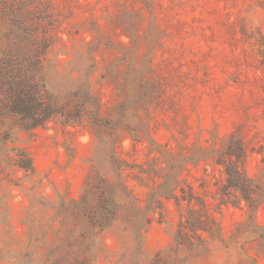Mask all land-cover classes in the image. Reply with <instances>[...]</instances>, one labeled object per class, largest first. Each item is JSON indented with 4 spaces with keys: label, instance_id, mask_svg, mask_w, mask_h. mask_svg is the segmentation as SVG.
<instances>
[{
    "label": "rangeland",
    "instance_id": "obj_1",
    "mask_svg": "<svg viewBox=\"0 0 264 264\" xmlns=\"http://www.w3.org/2000/svg\"><path fill=\"white\" fill-rule=\"evenodd\" d=\"M54 3L64 15L55 49H65L59 58L69 63L59 66L52 86L68 89L70 68L74 76L93 69L94 92L109 122L103 129L50 122L8 133L9 121L0 125V264H53L83 250L95 256L93 264H264V239L250 241V227L241 225L245 209L218 205L215 183L222 173L211 160L182 173L222 231L221 239L195 250L173 240L179 213L171 199L147 224L127 212L130 198H122L126 213L94 237L82 236L68 216L90 168L110 171V142L134 166L123 175L140 205L148 188L134 177L148 176L139 165L159 170L162 150L192 153L197 141L207 146L211 136L232 131L247 149L246 173L264 186V50L252 38L264 34V0ZM2 37L0 24V44ZM93 46L95 65L87 54ZM16 149L30 155L34 173L18 168ZM256 220L264 224V203Z\"/></svg>",
    "mask_w": 264,
    "mask_h": 264
},
{
    "label": "trees",
    "instance_id": "obj_2",
    "mask_svg": "<svg viewBox=\"0 0 264 264\" xmlns=\"http://www.w3.org/2000/svg\"><path fill=\"white\" fill-rule=\"evenodd\" d=\"M63 16L54 0H0V24L3 27L0 125L9 121L7 133L14 127L18 131L32 132L50 122L63 127L86 124L103 129L108 126L109 121L102 116L101 101L94 92L93 69L83 76H74V69L70 68L64 74L70 83L69 88L56 91L52 86L53 79L61 76L59 66L69 63L59 58V54L67 55V51L55 49L61 40L57 30ZM252 38L264 50V34L257 31ZM96 51L97 47L93 46L87 52L94 65ZM110 143V171L92 166L79 198L69 201L68 216L81 228L82 236H98L110 228L119 216L126 213L121 199L129 197L131 203L127 212L133 217L143 215L147 224L151 220L149 214L162 210L164 200H173L179 218L172 229V237L178 246L195 250L209 239H221V227L205 199L197 195L182 177L189 164L198 166L202 162L209 164L211 160L222 173L221 180L215 183L214 197L218 205L230 204L245 209L246 221L241 225L250 227L247 238L250 241L264 239V224L256 220L264 203V186L245 171L247 149L239 131L223 137L213 135L207 146L197 141L192 153L183 149L179 152L162 150L163 158L159 159L163 166L159 170L152 171V165L148 169L139 165L138 172H145L148 176L146 181L140 175L134 177L142 180L140 183L148 188L144 205L138 203L123 175L134 166L119 156L115 142ZM14 162L25 172H35L30 155L23 149H16ZM87 252L83 250L77 257L62 258L53 264H93L95 256L89 257Z\"/></svg>",
    "mask_w": 264,
    "mask_h": 264
}]
</instances>
